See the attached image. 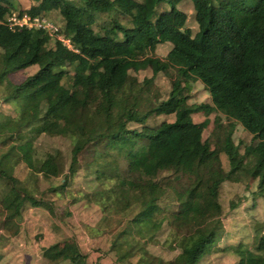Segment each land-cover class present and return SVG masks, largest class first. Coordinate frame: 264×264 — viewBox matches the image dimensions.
Instances as JSON below:
<instances>
[{
  "label": "trees",
  "instance_id": "trees-1",
  "mask_svg": "<svg viewBox=\"0 0 264 264\" xmlns=\"http://www.w3.org/2000/svg\"><path fill=\"white\" fill-rule=\"evenodd\" d=\"M11 3L0 0V100L18 112H0V145L36 123L53 137L67 127L66 164L60 150L41 152L30 140L16 146L30 176L60 177L47 190L68 204L84 198L102 210L118 207L141 239L158 230V216L166 217L172 228L169 247L179 248L173 264H198L216 237L215 225L201 218L194 204L206 193L220 208L221 187L237 180L238 171L249 175L254 196L264 197V0H41L25 9L31 17L52 12L60 17L57 31L78 50L71 63L56 53L59 40L48 44L45 29L10 28ZM160 44L169 47L165 59L154 55ZM31 67L20 82L10 78ZM143 70L151 75L140 79ZM160 73L171 78V89L155 102ZM191 79L202 84L209 101H191ZM199 113L204 119L196 121ZM94 115L113 129L110 135L87 127ZM169 115L172 120L149 123ZM238 125L263 146L250 142L241 153L234 139ZM103 140L98 158L83 172L97 188L74 192L69 186L82 168L81 151ZM184 156L190 157L189 167ZM248 158L252 165L244 163ZM0 182L1 195L18 187L4 171ZM251 184L246 183L247 191ZM242 199L230 200L229 208ZM25 205L55 215L53 203L24 189L12 216ZM127 233L119 231L116 239ZM241 246L232 247L238 264L264 261V237L254 250ZM111 247L118 263L132 256L116 241ZM86 257L72 247L50 254L47 264H88Z\"/></svg>",
  "mask_w": 264,
  "mask_h": 264
},
{
  "label": "rangeland",
  "instance_id": "rangeland-1",
  "mask_svg": "<svg viewBox=\"0 0 264 264\" xmlns=\"http://www.w3.org/2000/svg\"><path fill=\"white\" fill-rule=\"evenodd\" d=\"M40 1L12 0L8 11L9 20L24 15L25 9L32 5H38ZM92 1L101 3V0ZM248 1L254 3L256 0ZM121 7L124 9L126 5L123 4ZM186 10L190 14L191 9L187 8ZM41 19L55 30V22L59 23L60 17L52 12ZM43 34L50 37L48 44L53 45L55 38L53 33L45 31ZM135 42H139V37ZM61 46L63 48L58 47L56 53L64 55L67 63L75 61V53L78 50L73 45H71L73 50L63 44ZM168 50L167 45L160 44L154 55L165 59ZM33 70L34 67L19 71L12 74L10 78L13 82L18 83ZM150 75L148 70L137 73L140 79ZM171 83V78L164 73L156 76L153 89L157 88L159 93L153 97L155 102L165 98L171 89ZM191 83L193 84L191 101L197 103L209 101V94L202 84L193 79H191ZM0 112L5 115H14L18 111L13 105L0 100ZM194 117L196 121L204 119V115L201 113ZM163 118L172 120L173 117L171 115L152 117L149 123L157 124ZM211 118H213V114H211ZM91 120L88 128L93 127L97 130L101 129V131L104 129L106 135L113 132V129H105L104 123L95 115L91 117ZM41 127L40 123H36L15 135L10 142L0 145V171L15 177L18 185V187H12L4 194H0V264H47L50 254L72 251L73 244L74 247L80 248L81 252L86 254L88 264H135L141 259L148 261L149 264H173L179 253V248L171 249L169 247V233L172 228L166 217L158 216L156 219L158 230L141 239L128 224L129 217L123 216L118 207L111 205L102 210L93 201L84 198H80L73 204H68L62 195L48 191V187L56 185L60 177L47 179L40 174L35 178L30 176L29 169L24 165L19 151L16 149L20 143L30 140L41 152L60 150L65 164L69 158L71 145L66 136L67 127L61 126L60 134L56 137L46 135L41 131ZM210 128L211 124L208 126V129ZM234 139L241 153L244 150V145L250 142L257 149L263 146L262 141L252 139V136L240 125L235 129ZM104 142L105 140L100 143L96 141L89 143L81 151L80 165L82 168L74 177L75 183L69 186L74 192L79 190L87 193L97 188V185L91 184L90 177H84L83 172L94 158H98V149ZM184 162L189 167L190 157L184 156ZM244 163L253 164L249 158ZM235 177L237 180L225 182L221 187L220 208H217L214 200L206 193L200 201L194 204L197 214L208 220L210 224L215 225L214 234L216 237L215 245L202 256L198 264H238V257L232 252V247L242 245L241 247L254 250L264 237V197L254 196V184H251L247 173L238 171ZM246 183L251 184L248 191L245 188ZM24 189L31 191L32 195L38 198L53 203L55 215L44 208L25 205L21 209L20 215L13 218L12 214L17 210L16 204L22 200ZM243 196L244 199L235 208H229L230 200L237 201L239 197ZM7 219H11V221H7ZM123 229L128 230L125 242L123 240V249L131 252L132 256L126 261L118 263L117 255L111 245L116 241V234ZM262 262L261 264H264V261Z\"/></svg>",
  "mask_w": 264,
  "mask_h": 264
},
{
  "label": "built area",
  "instance_id": "built-area-1",
  "mask_svg": "<svg viewBox=\"0 0 264 264\" xmlns=\"http://www.w3.org/2000/svg\"><path fill=\"white\" fill-rule=\"evenodd\" d=\"M23 14V13H22ZM43 16H34L31 17V15L29 14H25L24 15H19L18 18L13 17L11 19V21L9 20L8 17V25L10 28H13L14 26H20V27H27V28H42L45 29L46 31H49L51 33H53V36L59 40L63 45L67 46L69 49H72V44L70 42V40L66 37H64L61 33H59L57 30V27L55 25V30H53L51 27L48 26V24L45 23V20H42ZM55 34V35H54ZM52 35V34H51ZM59 35H61V37H59ZM65 38V39H64ZM77 50V49H76Z\"/></svg>",
  "mask_w": 264,
  "mask_h": 264
},
{
  "label": "crops",
  "instance_id": "crops-1",
  "mask_svg": "<svg viewBox=\"0 0 264 264\" xmlns=\"http://www.w3.org/2000/svg\"><path fill=\"white\" fill-rule=\"evenodd\" d=\"M13 218H16V217H13ZM7 221H11V219L9 220V219H7ZM125 236V238L123 237V238H117L116 239V243L117 244H123V240H124V242H125V239H126V235H124ZM123 246V245H122ZM73 247H74V244H73ZM72 249V248H71ZM79 250H80V248H79ZM57 252V251H56ZM80 252H81V250H80ZM83 254H85V253H83ZM86 255V254H85ZM86 261H87V257H86ZM47 262H49V259H48V261ZM61 263H63V264H71L70 262H68V261H66V260H64V261H61L60 262V264ZM88 263V262H87Z\"/></svg>",
  "mask_w": 264,
  "mask_h": 264
},
{
  "label": "clouds",
  "instance_id": "clouds-1",
  "mask_svg": "<svg viewBox=\"0 0 264 264\" xmlns=\"http://www.w3.org/2000/svg\"><path fill=\"white\" fill-rule=\"evenodd\" d=\"M62 44V43H61Z\"/></svg>",
  "mask_w": 264,
  "mask_h": 264
}]
</instances>
